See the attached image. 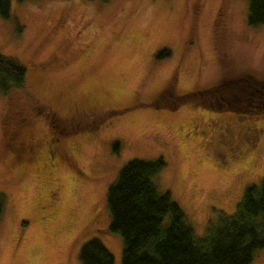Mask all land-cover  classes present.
Returning <instances> with one entry per match:
<instances>
[{"label":"rangeland","instance_id":"1","mask_svg":"<svg viewBox=\"0 0 264 264\" xmlns=\"http://www.w3.org/2000/svg\"><path fill=\"white\" fill-rule=\"evenodd\" d=\"M247 14V0H11L0 55L25 84L0 94V264H80L91 239L119 264L105 193L133 159H162L155 186L196 239L233 214L264 175V24Z\"/></svg>","mask_w":264,"mask_h":264},{"label":"trees","instance_id":"2","mask_svg":"<svg viewBox=\"0 0 264 264\" xmlns=\"http://www.w3.org/2000/svg\"><path fill=\"white\" fill-rule=\"evenodd\" d=\"M247 1V24H264V0ZM10 3L0 0L1 18H8ZM24 84V68L0 55V94L7 96ZM163 166L161 158L130 160L106 189L107 232L119 234L122 241L119 264H250L255 252L264 249V175L259 185L245 188L233 214L220 215L196 239L178 205L155 186L153 179ZM3 205L0 194V216ZM78 258L80 264H114L97 239L84 243Z\"/></svg>","mask_w":264,"mask_h":264},{"label":"flooded vegetation","instance_id":"3","mask_svg":"<svg viewBox=\"0 0 264 264\" xmlns=\"http://www.w3.org/2000/svg\"><path fill=\"white\" fill-rule=\"evenodd\" d=\"M219 87L221 88V85H220ZM58 133H60V132H58ZM55 140L57 141L58 139L55 138L54 141H55ZM54 149H55L56 152H58V148L54 147ZM50 160H52V159H50ZM225 164H226V163H224V165H225Z\"/></svg>","mask_w":264,"mask_h":264}]
</instances>
